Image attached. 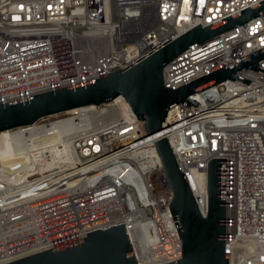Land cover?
Instances as JSON below:
<instances>
[{"label": "built area", "instance_id": "2783aa9c", "mask_svg": "<svg viewBox=\"0 0 264 264\" xmlns=\"http://www.w3.org/2000/svg\"><path fill=\"white\" fill-rule=\"evenodd\" d=\"M262 1L0 0V103L125 70ZM262 49L264 14L191 46L165 68L164 84L178 89ZM238 77L253 83L226 81L191 96L199 109L172 108L165 134L203 217L209 162L226 159L227 260L264 264V74ZM2 134L0 264L124 224L138 264L182 259L164 165L125 101L6 131L3 143Z\"/></svg>", "mask_w": 264, "mask_h": 264}, {"label": "water", "instance_id": "95a60500", "mask_svg": "<svg viewBox=\"0 0 264 264\" xmlns=\"http://www.w3.org/2000/svg\"><path fill=\"white\" fill-rule=\"evenodd\" d=\"M264 14V1L206 28L201 25L169 41L125 70L10 103H0V133L31 126L42 119L91 106L100 107L123 98L144 131L155 140L173 193L170 206L183 243L182 259L170 264H229L226 257V159H213L207 172L208 214L203 217L184 173L165 136L169 111L184 104L201 106L191 96L226 81L250 85L238 77L246 69L264 74V49L229 68L225 66L178 89L164 84V70L194 44L208 42ZM230 64V63H229ZM85 239L10 264H138L125 224L87 234Z\"/></svg>", "mask_w": 264, "mask_h": 264}, {"label": "bare ground", "instance_id": "6f19581e", "mask_svg": "<svg viewBox=\"0 0 264 264\" xmlns=\"http://www.w3.org/2000/svg\"><path fill=\"white\" fill-rule=\"evenodd\" d=\"M112 3H113V1H112ZM116 102H124V99H123V98H119V99L116 100ZM126 104H127V103H126ZM2 135H3V136H2V138H1V142L3 143V142H5V141H7V140H6V132L3 133ZM165 136H166V134H165ZM166 138H167V137H166ZM151 145H156L154 139H152ZM0 152H1V156H3V157H4V156H7V155L9 154V150H8V148H5V147H3V146H2V148L0 149ZM138 239H139V240L141 239V236H140V235H138ZM141 250H142V249H141Z\"/></svg>", "mask_w": 264, "mask_h": 264}]
</instances>
